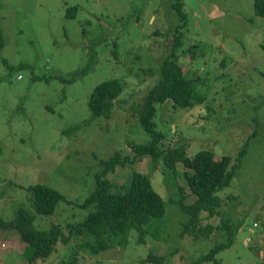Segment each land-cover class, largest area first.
<instances>
[{
    "label": "rangeland",
    "instance_id": "374dc122",
    "mask_svg": "<svg viewBox=\"0 0 264 264\" xmlns=\"http://www.w3.org/2000/svg\"><path fill=\"white\" fill-rule=\"evenodd\" d=\"M179 1L185 16L174 6ZM256 2L0 0V220L11 222L18 209L33 213L26 188L45 185L63 200L51 216L36 215L34 227L57 225L70 235L68 225L91 210L81 205L103 161L116 152L128 159L107 174L111 192L127 190L140 172L165 203L164 217L142 228L143 242L135 228L126 245L93 253L83 245L85 235H71L35 264H140L149 251L164 261L142 264H194L226 241L225 222L233 241L216 259L264 264V17ZM178 28L184 33L178 62L188 78L200 77L204 101L158 105L154 120L166 135L163 143H185L191 157L209 150L215 159L234 158L244 148L231 182L218 193L220 214L201 216L202 228L213 227L207 237L198 228L184 233L189 218L178 201L182 192L186 204L196 200L182 176L188 169L179 163L173 174L149 156L133 159V144L150 138L138 111ZM112 78L124 84L122 94L107 117L93 115L91 91ZM24 247L16 230L0 229V264H26Z\"/></svg>",
    "mask_w": 264,
    "mask_h": 264
},
{
    "label": "trees",
    "instance_id": "16d2710c",
    "mask_svg": "<svg viewBox=\"0 0 264 264\" xmlns=\"http://www.w3.org/2000/svg\"><path fill=\"white\" fill-rule=\"evenodd\" d=\"M174 6L185 16L180 1ZM256 9L258 15L264 17V0H257ZM179 30V28L176 30L170 53L162 61L158 81L148 89L138 111L140 125L150 138L146 143L133 144L135 152L133 159L136 156H149L155 166L162 161L173 174L177 172L179 163L188 169L182 176L196 200L193 204H186L182 192V197L178 201L182 212L189 218L184 225V233L198 228L201 236L207 237L213 227L207 225L202 228L201 216L207 214L213 217L220 214L218 208L221 202L218 193L231 182L239 167V159L244 153V148L234 158L223 155L215 159L209 150H201L191 157L187 155L185 143L174 142L172 145L163 143L166 135L157 130V123L154 120L159 112L158 105L170 102L174 108L177 106L188 108L204 101V93L198 89L200 77L188 78L178 62L184 35L183 32L178 35ZM261 46L264 50V41ZM123 90L124 84L116 78L97 84L88 99V107L92 114L107 117L111 113L114 100ZM127 159V156L124 160L120 159V154L116 152L108 160L103 161L104 171L95 177V188L81 205L83 209L91 210L81 223L68 225L70 235H66L57 225L51 226L48 230H38L33 224L36 215L51 216L58 202L63 200V196L45 185L26 188L32 193L33 213L18 209L15 219L11 222L0 220V229L16 230L24 242L23 254L26 264H35L38 259L46 258L54 250L58 240L67 243L71 235H85L87 241L83 242V245L93 253L114 244L126 245L129 234L135 228L140 233L139 240L143 242L142 228L149 225L152 219L164 217L165 203L149 178L140 172L133 173L127 190L122 193L111 192V184L106 179L107 174L114 171L117 164L123 165ZM221 228L227 231L226 241L211 246L200 259L194 261V264L210 260L215 264H221L215 254L233 241L231 224L225 222ZM145 261L162 263L164 255H155L149 251L146 259L140 264ZM68 264H76L75 259Z\"/></svg>",
    "mask_w": 264,
    "mask_h": 264
},
{
    "label": "built area",
    "instance_id": "2783aa9c",
    "mask_svg": "<svg viewBox=\"0 0 264 264\" xmlns=\"http://www.w3.org/2000/svg\"><path fill=\"white\" fill-rule=\"evenodd\" d=\"M254 226L257 227V224H255Z\"/></svg>",
    "mask_w": 264,
    "mask_h": 264
}]
</instances>
